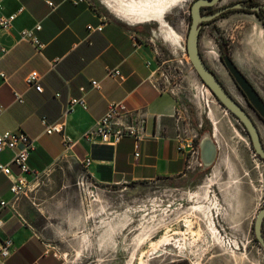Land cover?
Instances as JSON below:
<instances>
[{"label": "crops", "instance_id": "obj_1", "mask_svg": "<svg viewBox=\"0 0 264 264\" xmlns=\"http://www.w3.org/2000/svg\"><path fill=\"white\" fill-rule=\"evenodd\" d=\"M19 9L23 12L11 29L0 27V53L7 51L0 59V132L25 133L37 149L29 158L31 173L22 176L25 192L17 199L10 190L20 175L14 152L0 153V164L15 174L0 173V237L14 242L7 264H60L52 246L79 234L83 204L77 181L84 172L93 183L109 186L185 175L187 162L175 140L179 100L154 81L149 62L156 49L145 42L142 27L107 20L92 4L76 0H5L0 16ZM38 24L40 51L20 38L21 31ZM102 24L101 32L88 30ZM114 70L120 78L108 75ZM33 71L41 75L42 94L25 83ZM92 81L100 89H92ZM83 95L88 109L76 107L64 119L68 102ZM121 101L133 113L146 110L147 134L155 136L141 143L138 159L131 138L117 145L86 140L109 104ZM43 119L46 125L64 122V132L46 134Z\"/></svg>", "mask_w": 264, "mask_h": 264}, {"label": "rangeland", "instance_id": "obj_2", "mask_svg": "<svg viewBox=\"0 0 264 264\" xmlns=\"http://www.w3.org/2000/svg\"><path fill=\"white\" fill-rule=\"evenodd\" d=\"M160 1L88 0L107 20L145 30V42L156 49L149 62L154 81L175 95L179 109H187L200 136L216 142L217 160L210 168L147 183L109 186L91 181L80 187L77 181L82 227L75 237L55 240L52 251L60 264H264V250L254 235L255 219L264 207V162L243 125L204 87L190 63L186 40L195 0H167V6L148 18L133 10L135 3L156 8ZM238 1L222 0L219 7ZM217 38L226 42L228 53L264 99V26L257 15L229 12L205 26L201 35L202 54L227 78L230 86L219 76L244 106L221 63ZM244 108L264 141L263 123ZM187 220L193 222L192 231Z\"/></svg>", "mask_w": 264, "mask_h": 264}, {"label": "built area", "instance_id": "obj_3", "mask_svg": "<svg viewBox=\"0 0 264 264\" xmlns=\"http://www.w3.org/2000/svg\"><path fill=\"white\" fill-rule=\"evenodd\" d=\"M4 1L5 0H0V11L3 9ZM82 3L89 4L88 0H76V4ZM22 12L23 9H19L17 13L9 16H0V27L4 30L11 29ZM104 25L105 24H102L98 28L88 26V30L90 32H101ZM41 30L42 25L38 24L34 27V29L21 31L20 38L23 41L30 42L38 51H40V49L44 48V45L37 37V33ZM6 53L7 51L3 49L0 53V59ZM108 75L120 78V72L118 70L109 71ZM2 77L5 78L3 74ZM40 81L41 75L37 71L31 72L25 79V83L29 88L34 89L39 94H42L44 90ZM91 88L96 90L100 89V83L92 81ZM83 92L86 93V91ZM15 96L19 103L24 102L22 96L19 94H15ZM56 96L59 98L60 94H57ZM76 107H81L84 110L88 109V104L84 95L79 98H72L68 102L63 118L65 119V117L72 113ZM43 124L46 126L45 133L48 135L61 134L64 132V122L55 125H46V121L43 119ZM126 138L134 140V156L138 159L141 155V143L147 139L155 138V136L149 137L147 134L146 110L142 109L139 112L133 113L127 108L123 101L110 103L107 113L98 121L96 127L86 135V140L89 143H101L104 145H117ZM196 139L197 133L188 116L187 109L185 107L178 109L176 115L175 140L177 141L179 152L184 156L187 162V171H192L197 167L202 166L200 160V150L197 147ZM70 143L71 142L69 141L68 145ZM36 149L37 146L35 140L31 139L25 133L0 132V153H3L6 150L14 152L12 163L20 172L16 182H13L10 189L16 199L25 192L26 181L22 178V176L31 173L29 158L31 154L36 151ZM91 164V159L86 158L85 166L90 167ZM0 173L7 177H15L13 169L10 165L0 164ZM33 173L36 174L37 172L33 171ZM89 182H91V180L87 174L81 175L78 181L80 187L89 185ZM6 204V202L1 203L2 206H5ZM13 246L14 242L11 239L0 237V264H7V261L12 256Z\"/></svg>", "mask_w": 264, "mask_h": 264}, {"label": "water", "instance_id": "obj_4", "mask_svg": "<svg viewBox=\"0 0 264 264\" xmlns=\"http://www.w3.org/2000/svg\"><path fill=\"white\" fill-rule=\"evenodd\" d=\"M218 0H197L191 7L192 23L186 40L187 55L191 65L194 68L199 79L207 86L217 101L231 113L247 130L255 153L264 161V144L257 126L243 107L231 96L217 75L205 63L200 51V29L201 24L210 21L220 15L218 12L209 17L201 15L203 6H211ZM229 9H246L250 11H260L259 7H248L236 4ZM224 12V11H223ZM123 21V20H122ZM127 22V21H126ZM225 66L235 79L248 102L264 120V100L261 98L255 88L249 83L242 72L236 67L233 61L226 56L224 58ZM200 160L203 169L210 168L217 160L218 146L213 139L206 135L200 141ZM264 207L258 212L254 223V235L259 246L264 250Z\"/></svg>", "mask_w": 264, "mask_h": 264}, {"label": "flooded vegetation", "instance_id": "obj_5", "mask_svg": "<svg viewBox=\"0 0 264 264\" xmlns=\"http://www.w3.org/2000/svg\"><path fill=\"white\" fill-rule=\"evenodd\" d=\"M197 0H195L192 5L196 2ZM222 2V0H218L217 3L211 5V6H203L201 8V15L203 17H209V16H212L218 12H221L220 15H218L217 17L213 18L212 20L210 21H205L201 24V29H200V47H201V35H202V30L204 29L205 26L209 25V24H212L214 23L216 20H218L219 18L223 17L224 15L228 14L229 12H232V11H237V10H241V11H247V12H252L254 13L255 15H257V17L260 19V21L262 22L263 26H264V3L263 4H259L258 3V0H240L238 2H234V3H231V4H228L226 6H223V7H219V4ZM236 4H240L242 6H248V7H259L260 8V11L257 12V11H250V10H246V9H229L231 6H234ZM191 5V7H192ZM191 7H190V14H191ZM224 11V12H223ZM191 23H192V14H191ZM190 23V25H191ZM215 35L216 37H218V32L215 31ZM218 39V43L219 45L221 46L222 48V51H223V54L220 58L221 60V63L223 64L225 70L228 72V75H229V79L233 82L234 84V88L236 89L237 93L243 97V101H245L244 103V106L243 109L245 110L244 107H248L250 108L255 117L261 121L264 125V120L259 116V114L254 110V108L250 105V103L248 102V99L247 97L243 94L242 90L240 89V87L238 86L237 82L235 81V79L231 76L230 72L228 71L227 67L225 66V63H224V58L226 56H228L232 61L233 63L236 65V67L242 72V74L246 77V79L249 81V83L253 86L252 82L250 81V79L248 78V76L242 71V69L239 67L238 63L236 62V60L232 57V55L230 53H228L226 47V42L222 39V38H217ZM200 51H201V48H200ZM201 54H202V51H201ZM202 57L205 61V63L207 64V66L217 75V73L213 70V68L210 66V64L208 63L206 57L202 54ZM207 61V62H206ZM209 64V65H208ZM193 67V66H192ZM217 77L219 78V76L217 75ZM220 79V78H219ZM221 83L224 85V87L227 89V91L230 93V91L228 90L227 86L225 85V83L220 79ZM202 82V81H201ZM203 83V82H202ZM203 85L205 87H207L204 83ZM254 87V86H253ZM255 88V87H254ZM209 90V89H208ZM255 90L258 92V90L255 88ZM210 91V90H209ZM211 93V92H210ZM259 93V92H258ZM212 94V93H211ZM231 94V93H230ZM260 95V93H259ZM231 96L233 97V95L231 94ZM261 96V95H260ZM214 97V96H213ZM215 98V97H214ZM234 98V97H233ZM261 98L263 99V97L261 96ZM216 99V98H215ZM235 99V98H234ZM217 100V99H216ZM236 100V99H235ZM264 100V99H263ZM237 101V100H236ZM219 103V102H218ZM220 104V103H219ZM221 105V104H220ZM222 106V105H221ZM246 111V110H245ZM247 112V111H246ZM248 113V112H247ZM249 114V113H248ZM249 116L251 117V119L253 120V117L249 114ZM254 121V120H253ZM255 123V122H254ZM256 125V124H255ZM257 126V125H256ZM244 127V126H243ZM245 129V128H244ZM246 130V129H245ZM247 131V130H246ZM197 133V139H196V144H197V147L199 148V145H200V141L201 139L204 137L200 136L198 134V132L196 131ZM248 133V132H247ZM260 133V132H259ZM249 135V134H248ZM250 138V137H249ZM262 138V137H261ZM263 141V139H262ZM252 144V143H251ZM263 144H264V141H263ZM253 146V145H252ZM254 149V148H253ZM200 150V148H199ZM255 151V150H254ZM256 154V153H255ZM256 156L259 158V156L256 154ZM260 159V158H259ZM261 160V159H260ZM263 161V160H261ZM264 162V161H263ZM263 232H264V226H263ZM256 239V238H255ZM257 242V240H256ZM258 244V242H257ZM259 245V244H258Z\"/></svg>", "mask_w": 264, "mask_h": 264}, {"label": "bare ground", "instance_id": "obj_6", "mask_svg": "<svg viewBox=\"0 0 264 264\" xmlns=\"http://www.w3.org/2000/svg\"><path fill=\"white\" fill-rule=\"evenodd\" d=\"M148 4H146V8H148V9H146L143 5H139V4H133V10H136V8H138V11H139V13H141V14H139L141 17H143V18H148L149 16H151L153 13H155V12H157V11H159V10H162L161 8H164L165 6H167V0H163V1H160L159 2V4L157 5V7L156 8H153V4H151V3H149V2H147ZM167 8V7H166ZM166 8H165V10H166ZM207 62V61H206ZM212 62V61H211ZM209 65V64H208ZM218 74V76H220L221 78H222V80L228 85V86H230L229 85V83H228V81H227V78L219 71V72H217ZM219 77V78H220ZM220 78V79H221ZM205 87V86H204ZM231 93V92H230ZM234 97V96H233ZM235 98V97H234ZM238 102V101H237ZM240 102V101H239ZM238 102V103H239ZM241 103V102H240ZM239 103V104H240ZM241 105V104H240ZM242 106V105H241ZM186 227L188 228V231H192V225H193V222L192 221H189V220H187L186 222ZM211 230L212 231H216V229L215 228H211Z\"/></svg>", "mask_w": 264, "mask_h": 264}, {"label": "trees", "instance_id": "obj_7", "mask_svg": "<svg viewBox=\"0 0 264 264\" xmlns=\"http://www.w3.org/2000/svg\"><path fill=\"white\" fill-rule=\"evenodd\" d=\"M255 242H256V239H255Z\"/></svg>", "mask_w": 264, "mask_h": 264}]
</instances>
